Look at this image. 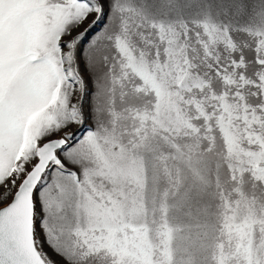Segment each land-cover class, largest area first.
Returning a JSON list of instances; mask_svg holds the SVG:
<instances>
[{"label": "snow or ice", "instance_id": "snow-or-ice-1", "mask_svg": "<svg viewBox=\"0 0 264 264\" xmlns=\"http://www.w3.org/2000/svg\"><path fill=\"white\" fill-rule=\"evenodd\" d=\"M0 264H264V0H0Z\"/></svg>", "mask_w": 264, "mask_h": 264}]
</instances>
